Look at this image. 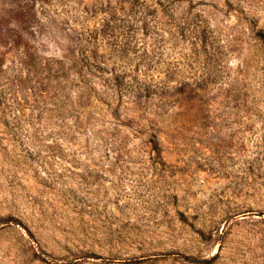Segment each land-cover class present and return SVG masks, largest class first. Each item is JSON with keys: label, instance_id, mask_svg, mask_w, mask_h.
Segmentation results:
<instances>
[{"label": "rangeland", "instance_id": "374dc122", "mask_svg": "<svg viewBox=\"0 0 264 264\" xmlns=\"http://www.w3.org/2000/svg\"><path fill=\"white\" fill-rule=\"evenodd\" d=\"M264 0H0V264H264Z\"/></svg>", "mask_w": 264, "mask_h": 264}, {"label": "trees", "instance_id": "16d2710c", "mask_svg": "<svg viewBox=\"0 0 264 264\" xmlns=\"http://www.w3.org/2000/svg\"><path fill=\"white\" fill-rule=\"evenodd\" d=\"M262 40L264 41V34H261Z\"/></svg>", "mask_w": 264, "mask_h": 264}]
</instances>
